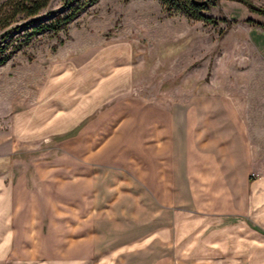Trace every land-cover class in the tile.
<instances>
[{
    "label": "crops",
    "instance_id": "1",
    "mask_svg": "<svg viewBox=\"0 0 264 264\" xmlns=\"http://www.w3.org/2000/svg\"><path fill=\"white\" fill-rule=\"evenodd\" d=\"M248 11L251 51L264 65V21ZM86 60L52 65L36 102L12 123L25 145L96 113L81 136L60 143H80V160H11L14 137L1 140V256L40 262L35 201L45 189L51 214L73 227L63 244L71 252L66 263L264 264V81L254 94L243 80L216 76L187 103L140 104L126 92L130 76L117 86L108 80L113 68L105 73ZM105 101L108 123L110 112L97 110ZM27 194L31 209L20 214ZM12 241L32 253L15 246L11 254Z\"/></svg>",
    "mask_w": 264,
    "mask_h": 264
},
{
    "label": "rangeland",
    "instance_id": "2",
    "mask_svg": "<svg viewBox=\"0 0 264 264\" xmlns=\"http://www.w3.org/2000/svg\"><path fill=\"white\" fill-rule=\"evenodd\" d=\"M214 1L216 4L211 5L205 15L215 17L216 23H205L182 12L169 11L160 0H98L60 31L36 34L12 50L8 62L0 66V143L14 137L10 159L53 162L59 158L64 163L80 160V143L70 147H60V143L81 136L84 126L96 113L68 131L45 135L34 142L26 140L25 145L12 131L14 116L36 102L52 65L64 59L80 63L89 57L86 62L92 58L89 64L94 68L106 69L105 73L113 68L111 76L105 77L109 76L108 80L117 86H123L130 76L131 86L126 88V92L138 97L139 103L145 100L163 101L170 105L187 103L193 93L208 88L216 76L218 79L229 76L231 80H243L249 85L246 89L256 94L259 83L264 81V65L251 51L253 45L247 24L243 21L250 9L239 0ZM250 1L264 7V0ZM13 2L0 0V24L9 18ZM61 2L51 0L44 12L50 10L52 15L61 13ZM250 15H259L264 21V15L251 10ZM16 24L17 19L9 26L0 27V34L9 30L15 37L17 31L11 28ZM118 65L123 67L115 68ZM109 102L105 101L97 110L108 112L111 109ZM258 105L264 112V102ZM140 109L132 108L135 112ZM109 112L104 115L106 123L110 120ZM18 170L15 169V174L19 173ZM47 191L39 190V198L35 201L36 207L38 200L40 204L37 215V223L41 226L42 244L37 247L40 262L34 263L28 258L10 262L0 252V264H69L64 256L71 254L70 248L63 244L65 235L73 227L62 220L65 215L51 214V209L45 204ZM27 197L28 194L18 210L20 214L23 211L27 214L31 209L30 201L33 199ZM95 216H91L90 228H95ZM15 219L21 220V216L16 215ZM16 236L22 239L24 232L19 230ZM19 244L11 242V254L15 246L20 254L32 253L31 248L17 246ZM93 249L95 247H91V253ZM78 250L79 253L82 251L81 246L72 251L78 253Z\"/></svg>",
    "mask_w": 264,
    "mask_h": 264
},
{
    "label": "trees",
    "instance_id": "3",
    "mask_svg": "<svg viewBox=\"0 0 264 264\" xmlns=\"http://www.w3.org/2000/svg\"><path fill=\"white\" fill-rule=\"evenodd\" d=\"M51 0H14L10 5L11 14L3 20L0 27L9 26L15 19L17 24L14 37L9 30L0 34V66L8 62L11 52L28 42L36 34L53 31L58 32L76 19L89 6L98 0H62L61 13L44 12ZM169 11L182 12L188 17L202 20L205 23H216L217 19L205 15V12L216 4L214 0H160ZM248 8L260 15H264V7L257 6L250 0H239ZM250 23H254L248 20ZM2 25V26H1ZM264 28V24H258Z\"/></svg>",
    "mask_w": 264,
    "mask_h": 264
}]
</instances>
